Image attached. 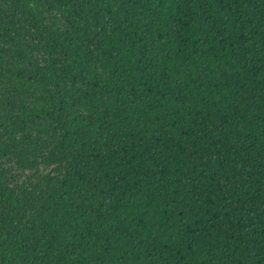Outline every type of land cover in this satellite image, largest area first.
<instances>
[{"label":"trees","instance_id":"1","mask_svg":"<svg viewBox=\"0 0 264 264\" xmlns=\"http://www.w3.org/2000/svg\"><path fill=\"white\" fill-rule=\"evenodd\" d=\"M0 264H264V0H0Z\"/></svg>","mask_w":264,"mask_h":264}]
</instances>
